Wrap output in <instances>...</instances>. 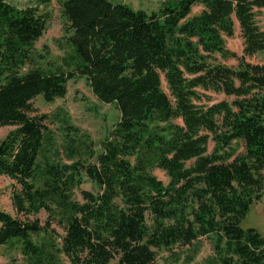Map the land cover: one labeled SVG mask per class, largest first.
Returning <instances> with one entry per match:
<instances>
[{
  "label": "trees",
  "instance_id": "1",
  "mask_svg": "<svg viewBox=\"0 0 264 264\" xmlns=\"http://www.w3.org/2000/svg\"><path fill=\"white\" fill-rule=\"evenodd\" d=\"M56 1L70 50L66 72L32 66L47 24L38 5L0 0V127L14 128L0 139V177L16 186L15 216L0 210V247L17 242L27 264H155L157 252L183 249L191 263L205 240L209 264H264V237L242 227L264 200V64L245 60L264 52L256 22L264 0H165L151 13L107 0ZM235 24L241 58L223 39ZM76 78L120 117L98 153L68 126L77 139L66 140L65 164L32 101L63 99ZM199 90L225 99L197 106ZM44 151L54 157L40 161ZM85 182L92 190H80L79 201ZM41 212L43 225L30 220Z\"/></svg>",
  "mask_w": 264,
  "mask_h": 264
},
{
  "label": "rangeland",
  "instance_id": "2",
  "mask_svg": "<svg viewBox=\"0 0 264 264\" xmlns=\"http://www.w3.org/2000/svg\"><path fill=\"white\" fill-rule=\"evenodd\" d=\"M41 0H8L14 6L25 8L38 5L40 13L46 15L47 24L46 31L43 36L33 45L32 66L43 69L47 72L57 70L67 71L64 66V59L69 55V48L65 43V21L61 15L60 4L56 0H51L48 4H41ZM113 4H124L134 10H143L147 13L155 12L165 0H107ZM200 7H195L192 10V15L200 12ZM256 22L259 28L264 31V10H260L256 17ZM225 47L237 57H243V41L241 39L238 25L234 26V33L231 38L224 37ZM216 62L230 68H236L238 63L235 59L223 60L219 55H215ZM248 63L257 65L264 64V52L256 54L251 58L245 59ZM28 66H25L21 72H25ZM161 88L164 93L172 98L167 90L166 83L161 78ZM201 98L195 102L197 106H209L224 100L222 94H216L212 91L199 90ZM34 116L45 117L44 124L51 132L55 141V150L58 152V160L65 164H70L65 153L66 140L77 136L74 131L68 132V126L79 130L80 134L87 135L93 143L95 153L101 151V143L104 141L107 133L119 120V112L113 104H103L99 102L91 93V90L83 78L70 80L66 86V95L63 99H56L52 103H46L42 97H37L32 101ZM181 124V121H175ZM13 127H0V139L5 138L9 132L13 131ZM68 135V137H67ZM212 144H209L208 152H211ZM233 148L237 153H242L243 148L239 144H233ZM53 152L44 151L39 160L52 159ZM82 159L86 158L81 153ZM153 175L160 180L164 185H167L168 179L165 173L155 169ZM85 181V179H84ZM13 181L5 177H0V210L15 216V211L11 203V193L15 188ZM91 191V185L85 182L80 188L75 191V198L81 200L79 191ZM38 219L43 225L46 220V215L40 213L37 217H31L30 220ZM244 229H255L264 237V200L255 203L251 206L250 211L242 222ZM59 237H63L61 230L52 227ZM34 242H39L41 239L33 238ZM186 249L174 250V255L161 250L157 252L155 264H209L207 260L213 256L210 246L207 241L202 240L200 251L195 256L191 263L186 262ZM0 264H27L21 254L20 245L17 242H12L7 246L0 247ZM65 264H67L65 262ZM111 264H116L115 261Z\"/></svg>",
  "mask_w": 264,
  "mask_h": 264
}]
</instances>
